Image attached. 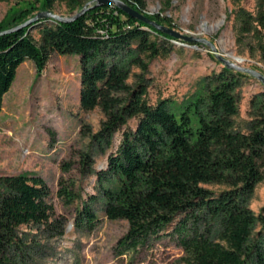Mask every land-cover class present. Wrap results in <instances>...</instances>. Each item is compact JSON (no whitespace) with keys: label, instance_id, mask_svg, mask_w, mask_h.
<instances>
[{"label":"trees","instance_id":"1","mask_svg":"<svg viewBox=\"0 0 264 264\" xmlns=\"http://www.w3.org/2000/svg\"><path fill=\"white\" fill-rule=\"evenodd\" d=\"M121 1L151 21L174 28L168 17L147 15L146 0ZM172 1H164V10ZM228 1L233 8L227 19L232 17L237 49L264 64V0L256 1L253 12L240 6L242 0ZM55 4H64L70 12L86 4L89 9L72 22L41 19L0 35V113L22 63L31 61L40 76L53 53L78 56L79 108H98L103 115L97 133L83 126V134L104 153L126 127L106 169L96 173L106 218L128 223L115 255L167 238L181 249V264H264V236L254 235L256 226L264 224V206L255 215L248 204L264 179V92L251 99V119L244 131L235 123L236 90L249 75L225 67L203 77L190 98L150 104L144 74L151 60L170 52L167 42L176 39L114 6L97 7L95 0H31L8 10L0 33L52 11ZM47 21L52 23L45 25ZM39 25L38 45L30 30ZM132 68L141 72L128 84ZM130 120L136 121L134 129L127 126ZM83 164L85 174L92 173L88 156ZM49 196L39 176L0 177V264H27L32 248L21 227L43 228L52 237L64 234V221L52 219ZM77 219L75 225L92 224L95 216L83 205Z\"/></svg>","mask_w":264,"mask_h":264},{"label":"rangeland","instance_id":"2","mask_svg":"<svg viewBox=\"0 0 264 264\" xmlns=\"http://www.w3.org/2000/svg\"><path fill=\"white\" fill-rule=\"evenodd\" d=\"M31 0H10L0 3V21L11 7H24ZM165 0H146L147 15L168 17L173 30L184 36L204 39L215 47L224 59L240 67L264 75V64L257 57L240 52L235 44L232 17L227 19L232 6L228 0H173L164 10ZM257 0H242L240 6L253 12ZM52 13L71 17L64 4H55ZM45 22V25L51 24ZM30 34L40 44V28ZM170 52L150 61L144 74L147 80V101L154 105L159 99L181 102L194 95L203 77L219 72L223 65L206 45H195L180 40L169 41ZM141 71L132 68L133 74ZM79 57L53 53L40 76L31 61L16 70L9 91L3 97L0 113V177L19 174L41 177L50 190L48 202L54 217L65 223L64 234L52 237L43 228L21 227L27 234L31 252L27 264H181L182 251L167 238L151 242L144 248L116 256L114 248L128 231L124 220H108L103 211L96 173L107 167L109 154L114 153L122 139L123 127L102 153L91 136L84 135L83 126L95 134L100 129L103 115L98 108L84 112L79 108ZM264 87L252 77L242 78L236 90L239 113L235 118L238 129L244 131L250 117V101ZM135 120L128 128L134 129ZM85 131V130H84ZM84 156L92 161V173L85 174ZM109 183H104L108 187ZM214 191L223 187L204 186ZM68 193L60 196L58 191ZM249 208L258 215L264 206V179L258 183L249 199ZM83 205L95 216L92 224H77ZM264 236V224L257 225L254 235Z\"/></svg>","mask_w":264,"mask_h":264},{"label":"water","instance_id":"3","mask_svg":"<svg viewBox=\"0 0 264 264\" xmlns=\"http://www.w3.org/2000/svg\"><path fill=\"white\" fill-rule=\"evenodd\" d=\"M104 5L114 6L116 9L123 12L124 14L131 17L132 19L140 21L146 25H149L153 29H155V30H157L163 34H166L173 39L180 40V41H183V42L189 43V44H195V45L200 44V45L208 46L211 49V51L214 53L215 59L217 61H219L223 65V67L230 69V70H234L237 72L247 74V75L251 76L252 78L256 79L258 82H260L261 85L264 87V75L260 74L259 72L255 71V70L240 67L237 64L233 63L232 61L224 59L218 53H216L215 47L211 43L207 42L206 40L195 38L192 36H184V35L178 33L177 31L173 30L172 28L161 26V25L157 24L156 22L151 21L150 19H148L143 14L135 11L134 9H132L130 6H128L126 3H124L121 0H95V6L99 7V6H104ZM88 9H89V4H86L82 7V9L80 11L76 12L71 17H60V16L52 13V11L39 12L34 17L27 20L26 22H24L20 26L15 27V28L8 30V31L1 32L0 35L11 32L13 30H16V29H19L22 27H26V26H28L32 23H35L36 21L41 20V19H50V20H53V21L59 22V23L72 22V21L76 20L78 17H80L82 14H84V12H86Z\"/></svg>","mask_w":264,"mask_h":264},{"label":"built area","instance_id":"4","mask_svg":"<svg viewBox=\"0 0 264 264\" xmlns=\"http://www.w3.org/2000/svg\"><path fill=\"white\" fill-rule=\"evenodd\" d=\"M100 34H102V32H100Z\"/></svg>","mask_w":264,"mask_h":264}]
</instances>
